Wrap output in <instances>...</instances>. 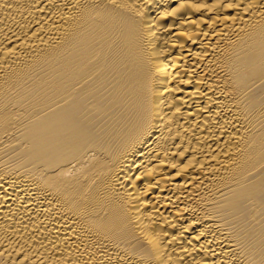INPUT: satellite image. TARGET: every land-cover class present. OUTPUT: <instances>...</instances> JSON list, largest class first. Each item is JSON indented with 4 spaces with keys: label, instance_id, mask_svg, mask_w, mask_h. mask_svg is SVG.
<instances>
[{
    "label": "bare ground",
    "instance_id": "bare-ground-1",
    "mask_svg": "<svg viewBox=\"0 0 264 264\" xmlns=\"http://www.w3.org/2000/svg\"><path fill=\"white\" fill-rule=\"evenodd\" d=\"M0 264H264V0H0Z\"/></svg>",
    "mask_w": 264,
    "mask_h": 264
}]
</instances>
